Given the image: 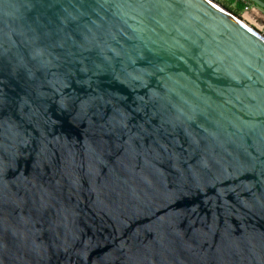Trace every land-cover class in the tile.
I'll return each instance as SVG.
<instances>
[{
  "label": "water",
  "instance_id": "1",
  "mask_svg": "<svg viewBox=\"0 0 264 264\" xmlns=\"http://www.w3.org/2000/svg\"><path fill=\"white\" fill-rule=\"evenodd\" d=\"M0 264H264V35L216 0H0Z\"/></svg>",
  "mask_w": 264,
  "mask_h": 264
},
{
  "label": "rangeland",
  "instance_id": "2",
  "mask_svg": "<svg viewBox=\"0 0 264 264\" xmlns=\"http://www.w3.org/2000/svg\"><path fill=\"white\" fill-rule=\"evenodd\" d=\"M240 17L248 25L252 26L254 29L264 35V11L261 8L252 5L251 10L248 12H242Z\"/></svg>",
  "mask_w": 264,
  "mask_h": 264
},
{
  "label": "trees",
  "instance_id": "3",
  "mask_svg": "<svg viewBox=\"0 0 264 264\" xmlns=\"http://www.w3.org/2000/svg\"><path fill=\"white\" fill-rule=\"evenodd\" d=\"M216 1H218L220 4H222L224 7H226L228 10L232 11L236 15L240 16V14L243 12V6L240 3L235 2L234 0H223V1L216 0ZM251 4L256 6L253 2H251ZM262 10L264 11V9Z\"/></svg>",
  "mask_w": 264,
  "mask_h": 264
},
{
  "label": "built area",
  "instance_id": "4",
  "mask_svg": "<svg viewBox=\"0 0 264 264\" xmlns=\"http://www.w3.org/2000/svg\"><path fill=\"white\" fill-rule=\"evenodd\" d=\"M237 3H240L243 6V12H248L252 8L251 0H234Z\"/></svg>",
  "mask_w": 264,
  "mask_h": 264
}]
</instances>
